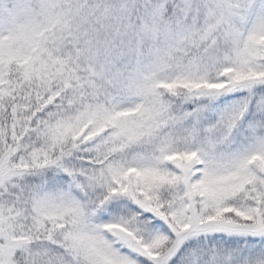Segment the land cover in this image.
I'll return each mask as SVG.
<instances>
[{"label":"snow or ice","instance_id":"1","mask_svg":"<svg viewBox=\"0 0 264 264\" xmlns=\"http://www.w3.org/2000/svg\"><path fill=\"white\" fill-rule=\"evenodd\" d=\"M0 264H264V0H0Z\"/></svg>","mask_w":264,"mask_h":264}]
</instances>
